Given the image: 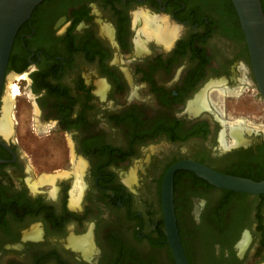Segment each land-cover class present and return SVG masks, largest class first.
I'll return each instance as SVG.
<instances>
[{"label": "flooded vegetation", "instance_id": "1", "mask_svg": "<svg viewBox=\"0 0 264 264\" xmlns=\"http://www.w3.org/2000/svg\"><path fill=\"white\" fill-rule=\"evenodd\" d=\"M7 96L0 264H178L174 165L264 179V98L232 0H44L16 36L0 120ZM174 203L190 264H264V193L181 167Z\"/></svg>", "mask_w": 264, "mask_h": 264}, {"label": "water", "instance_id": "2", "mask_svg": "<svg viewBox=\"0 0 264 264\" xmlns=\"http://www.w3.org/2000/svg\"><path fill=\"white\" fill-rule=\"evenodd\" d=\"M44 0H0V98L5 84L8 64L16 36L35 8ZM244 30L253 72L264 98V4L263 0H232ZM195 170L211 183L251 193H264V179L255 180L219 172L196 161H183L166 174L163 185V203L166 231L178 264H190L185 253L174 203V174L178 168Z\"/></svg>", "mask_w": 264, "mask_h": 264}, {"label": "bare ground", "instance_id": "3", "mask_svg": "<svg viewBox=\"0 0 264 264\" xmlns=\"http://www.w3.org/2000/svg\"><path fill=\"white\" fill-rule=\"evenodd\" d=\"M146 26L147 27H150V28H153L154 27V21L153 20H147L146 21ZM13 89H14V92L16 93L17 91H18V87H17V85H13ZM14 92H13V94H14ZM8 97V96H7ZM6 97V103H5V107H4V112H5V114H4V116H3V118L0 120V124H1V126H0V131H2V132H4L5 134L8 132V128L10 129V120H9V118H8V108H9V106H10V104H9V97L7 98ZM256 126H258V124L256 125ZM235 134H236V132H235ZM235 137V139L237 138L235 135L233 136V138ZM239 137V136H238ZM50 178H47V177H41V181H47V180H49ZM75 194H76V190H75V192L73 193V199H74V196H75Z\"/></svg>", "mask_w": 264, "mask_h": 264}, {"label": "rangeland", "instance_id": "4", "mask_svg": "<svg viewBox=\"0 0 264 264\" xmlns=\"http://www.w3.org/2000/svg\"><path fill=\"white\" fill-rule=\"evenodd\" d=\"M9 79H11V75L9 76ZM14 81H15V80H14ZM12 83H14L13 80H11V81L8 80V81H7L5 96L8 95L9 92H12V91H11V90H12V89H11V86L13 85ZM16 84H18V85L20 84L18 80H16ZM20 90H23V88L20 87ZM17 92H18V91H17ZM14 94L16 95V93H14ZM17 97H18V95H17ZM258 100H259V99H258ZM255 122H257V121H255Z\"/></svg>", "mask_w": 264, "mask_h": 264}]
</instances>
